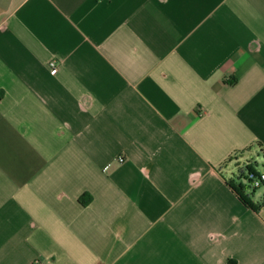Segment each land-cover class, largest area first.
Segmentation results:
<instances>
[{
    "label": "crops",
    "instance_id": "0c3cea01",
    "mask_svg": "<svg viewBox=\"0 0 264 264\" xmlns=\"http://www.w3.org/2000/svg\"><path fill=\"white\" fill-rule=\"evenodd\" d=\"M260 154L264 0H0V264H264Z\"/></svg>",
    "mask_w": 264,
    "mask_h": 264
},
{
    "label": "built area",
    "instance_id": "2783aa9c",
    "mask_svg": "<svg viewBox=\"0 0 264 264\" xmlns=\"http://www.w3.org/2000/svg\"><path fill=\"white\" fill-rule=\"evenodd\" d=\"M50 69L51 73L55 74L57 73L58 70V63L57 61L53 60L50 62ZM120 162L124 161L123 157H120L119 159ZM107 169L109 167H106ZM240 180L242 181L246 188L251 189L253 191H256L258 189H264V172H258L256 166L254 164H247L243 168V174L240 176Z\"/></svg>",
    "mask_w": 264,
    "mask_h": 264
},
{
    "label": "trees",
    "instance_id": "16d2710c",
    "mask_svg": "<svg viewBox=\"0 0 264 264\" xmlns=\"http://www.w3.org/2000/svg\"><path fill=\"white\" fill-rule=\"evenodd\" d=\"M233 189L238 194L239 198L247 205L255 209L256 211L259 209L250 199L249 196L245 195L246 186L243 183H238L237 185H232Z\"/></svg>",
    "mask_w": 264,
    "mask_h": 264
},
{
    "label": "rangeland",
    "instance_id": "374dc122",
    "mask_svg": "<svg viewBox=\"0 0 264 264\" xmlns=\"http://www.w3.org/2000/svg\"><path fill=\"white\" fill-rule=\"evenodd\" d=\"M256 159H257V162H258L257 170H258V172L263 173L264 172V155L260 154V156H258ZM245 192L251 194L253 192V190L246 188ZM256 192L258 194H260V193L263 194L264 193V189L263 188L262 189H258V190H256Z\"/></svg>",
    "mask_w": 264,
    "mask_h": 264
}]
</instances>
